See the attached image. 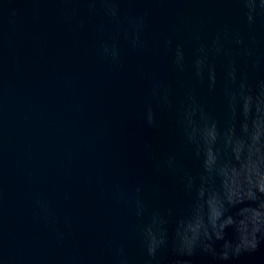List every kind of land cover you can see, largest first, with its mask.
Listing matches in <instances>:
<instances>
[{
  "label": "water",
  "instance_id": "95a60500",
  "mask_svg": "<svg viewBox=\"0 0 264 264\" xmlns=\"http://www.w3.org/2000/svg\"><path fill=\"white\" fill-rule=\"evenodd\" d=\"M0 264H264V0H0Z\"/></svg>",
  "mask_w": 264,
  "mask_h": 264
}]
</instances>
